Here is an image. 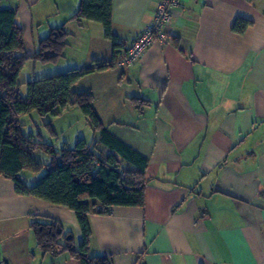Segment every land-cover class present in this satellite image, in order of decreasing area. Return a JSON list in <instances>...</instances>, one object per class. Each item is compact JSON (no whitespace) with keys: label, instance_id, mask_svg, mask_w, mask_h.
I'll use <instances>...</instances> for the list:
<instances>
[{"label":"crops","instance_id":"0c3cea01","mask_svg":"<svg viewBox=\"0 0 264 264\" xmlns=\"http://www.w3.org/2000/svg\"><path fill=\"white\" fill-rule=\"evenodd\" d=\"M160 1L113 0L120 43L153 23ZM79 8L80 0H0L1 10L18 13L27 55L52 30L68 34L63 59L26 64L21 91L124 53L114 51L101 24L72 20ZM237 19L252 23L244 34L233 32ZM165 34L168 43H155L141 62L92 73L73 87L92 93L103 125L148 160L144 208L89 215L91 255L113 264H264V0H183ZM40 153L35 160L49 165L44 153L37 160ZM29 174L33 185L45 171ZM46 219L59 222L76 247L82 243L74 212L20 196L0 177L6 264H80L68 253L41 252L31 224Z\"/></svg>","mask_w":264,"mask_h":264},{"label":"trees","instance_id":"16d2710c","mask_svg":"<svg viewBox=\"0 0 264 264\" xmlns=\"http://www.w3.org/2000/svg\"><path fill=\"white\" fill-rule=\"evenodd\" d=\"M79 23L101 24L104 37L116 53L125 49L113 32V0H80V8L72 18ZM252 25L237 19L233 32L244 34ZM68 34L64 28L54 29L41 41L35 55L25 50L23 28L16 10L0 9V177L12 180L20 196L40 199L68 208L75 213L83 241L76 247L73 237L63 234L62 225L54 220H35L31 229L37 246L44 254L68 253L80 264H113L104 256H92L93 233L89 215L108 216L116 207H145V190L150 183L145 172L148 160L113 136L103 125L94 108V96L77 93L73 87L86 76L117 68V59L93 67L70 70L28 83L27 97L21 95L19 77L28 62L56 63L65 57ZM69 108H77L99 138L89 144L79 139L73 148L56 150L44 141L26 134L23 122L31 114L57 117ZM42 152L49 165H40L33 154ZM43 177L35 184L26 174Z\"/></svg>","mask_w":264,"mask_h":264},{"label":"rangeland","instance_id":"374dc122","mask_svg":"<svg viewBox=\"0 0 264 264\" xmlns=\"http://www.w3.org/2000/svg\"><path fill=\"white\" fill-rule=\"evenodd\" d=\"M23 86L21 93L26 98L27 87ZM23 122L26 124L24 128L26 134L33 135L35 140L51 144L57 151L64 146L73 148L77 133L89 144L95 141L94 131L85 116L77 108H69L57 117H41L33 113L25 118ZM39 155L37 159L39 162H42L44 157L47 159L44 154L40 153Z\"/></svg>","mask_w":264,"mask_h":264},{"label":"built area","instance_id":"2783aa9c","mask_svg":"<svg viewBox=\"0 0 264 264\" xmlns=\"http://www.w3.org/2000/svg\"><path fill=\"white\" fill-rule=\"evenodd\" d=\"M182 3L183 0H161L156 7L153 23L144 27L138 37L125 46L124 53L117 58V67L134 66L142 61L146 52L155 43H168L165 29L172 21L173 12L180 9ZM0 264H6L1 257Z\"/></svg>","mask_w":264,"mask_h":264}]
</instances>
